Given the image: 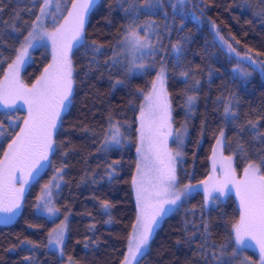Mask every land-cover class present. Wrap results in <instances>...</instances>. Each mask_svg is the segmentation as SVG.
I'll return each instance as SVG.
<instances>
[{"label":"trees","instance_id":"16d2710c","mask_svg":"<svg viewBox=\"0 0 264 264\" xmlns=\"http://www.w3.org/2000/svg\"><path fill=\"white\" fill-rule=\"evenodd\" d=\"M54 2H58L62 13L73 0ZM172 3L177 9L182 7L185 14L194 13L198 20L191 15H174L168 0H163L152 12L134 10L143 9L145 0H95L89 8L84 33L88 44L101 46L103 52L95 54L87 46H73L74 90L70 109L63 113L54 134L58 151L50 154L51 166L42 172L38 183L31 184L16 220L7 225L0 223V264H69V257L76 264H121L137 219L131 181L137 164L139 113L132 106L142 105L143 97L137 93L143 90L147 94L151 90L161 66L167 69L175 127L188 129L184 155L178 163L180 183L200 181L208 175L216 135L223 128L224 151L234 155L237 174L241 175L249 163L259 164L264 159V72L240 61V57L248 55L256 65H264V3L261 0H188L182 6L176 0ZM40 6L36 0H0V83L8 64L15 59L16 50L31 31L30 25ZM122 7L129 11H123ZM129 25L143 29L140 36L147 34L151 44L160 47L162 54L137 60L145 65L154 63L153 71L138 74L127 70L130 56L119 42ZM215 31L239 56L217 42ZM173 45L183 50L179 64L172 53ZM51 58L49 47L33 49L22 74L24 83L33 84ZM114 60L119 63H112ZM237 67L248 75L234 73L232 70ZM183 72L189 73L187 82L181 75ZM187 96L196 97L191 108ZM229 99L236 117L231 120L224 119ZM4 111L0 109V113ZM16 116L23 118L26 111L0 114L6 130L7 121ZM109 117L128 125L125 142L119 148L105 147ZM18 132L16 128L12 138ZM9 143L11 139L0 137V159ZM60 168L64 173L59 179L60 190L53 192V203L62 215L49 222L38 217L34 209L41 189L52 181L55 169ZM105 201L110 205L107 212ZM240 204L235 191L211 206H207L202 191L192 192L179 210L164 219L138 264H205L204 253L200 251L204 238L201 225L208 226L212 242L228 245L232 225L241 214ZM65 216L67 235L61 255L46 245L49 231ZM24 241H31L37 250L28 251ZM233 247L229 245L224 256L231 257ZM209 250L219 254V249H211L210 245ZM207 259L211 264L212 258ZM244 259L261 264L260 254L253 247L239 253L231 264H241Z\"/></svg>","mask_w":264,"mask_h":264},{"label":"snow or ice","instance_id":"6c2138e0","mask_svg":"<svg viewBox=\"0 0 264 264\" xmlns=\"http://www.w3.org/2000/svg\"><path fill=\"white\" fill-rule=\"evenodd\" d=\"M95 0H73L71 10L67 11L66 16L58 18L56 11H50L53 0H36L40 4L39 14L35 21L30 25L31 31L27 32L19 49L16 50L15 59L8 64L9 73L5 74L6 85L0 86V107L5 111L3 115L16 113L20 110L26 111V116L8 120V130L0 121V137L11 139L8 144V150L3 152V159H0V223L5 225L13 222L17 212L22 210V201L24 200L26 186L30 181L38 183L43 170L51 166L49 154H56L59 146L54 141V134L58 128V122L61 121L62 113L70 109L73 90H74V70L70 53L73 46L89 47L95 54H101L103 48L95 43L89 45L84 33L85 17L89 8ZM163 0H145L143 9L135 8L137 12H152L162 4ZM188 0H176L177 5H184ZM203 2V0H201ZM264 3V0H261ZM169 6L173 7V13L180 15H191L193 20H198L194 13L185 14L183 8L177 9L172 0H168ZM58 7V5H57ZM131 7V6H130ZM122 10L128 12L129 9ZM50 18L53 24V31L49 32L43 26V18ZM62 19L63 23H59ZM167 27V25L165 26ZM215 30V26L213 25ZM143 29H137L129 25L125 32L127 33L120 45L132 52V58L128 62L127 70L131 73L142 74L155 69V64L145 65L137 63L143 56H152L160 53V47H154L151 44L147 34L140 36ZM217 42L229 53L239 56L236 49L229 44L224 37L215 31ZM51 41L53 49L52 63L45 69L44 74L39 77L30 87L22 84L19 80V68L28 56L30 48L35 50V43L45 39ZM238 43V41L236 42ZM139 52L140 56L136 53ZM172 53L179 64L180 57L183 54L182 47L172 46ZM162 54V53H160ZM2 58V53H0ZM241 62H247L250 65L259 67L264 72V65H256L248 55L240 57ZM7 62V61H4ZM95 63V61H93ZM119 63V60L111 61ZM241 76H247L239 67L232 70ZM167 69L164 66L159 68L156 80L152 82L151 90L145 94L143 90L138 91V95L143 97L142 105H133V110L138 111V137L139 146L136 152L139 160L136 164V175L132 178V185L135 188L136 200L139 206V215L137 223L139 231L129 239L127 255L124 256L121 264H133L142 258L146 253L149 240L152 237L155 227L160 221L173 211L179 210L192 195L197 187L187 184L183 189L179 188L177 177L175 156L167 147L168 138L173 137L171 122V107L168 95L165 91V79ZM185 82L189 78L188 72L181 73ZM199 85V81L196 82ZM195 96H187L189 108L194 106ZM19 102V103H18ZM233 107L231 99L224 107V119L231 120L236 118L231 111ZM20 123L23 127H20ZM108 128L105 133V147L119 148L125 142V132L128 125L108 118ZM16 128L19 132L12 138V133ZM125 131L122 132L121 129ZM183 133L177 131L174 136V142L182 144ZM226 143L225 133L221 129L216 135V147L212 151L213 158L217 151ZM232 156L222 157V170L224 179L216 181L208 187L207 181H201L204 185L207 200H216L225 197L231 192L227 186L232 184L235 187L236 195L240 198L241 214L239 220L232 225V232L228 245L216 244L209 238L208 226L202 224L204 238L200 245V251L204 253L205 264H209L207 257H211V264H231L232 260L237 258L239 253L255 245L259 246L261 253V264H264V159L259 164L249 163L243 169V179L235 178V171L231 166ZM215 168V160L213 161ZM110 173L113 170L109 165ZM56 175L52 181L45 184L41 189V194L37 197L35 205V214L38 217L54 222L62 213L53 203V192L60 190V183L57 182L64 173V169H55ZM19 185V186H18ZM215 193V195H214ZM104 208L110 207L107 201L104 202ZM67 216L64 221L52 228L48 233L47 245L50 251L55 250L61 253L65 244V232L67 229ZM195 237H193L194 239ZM28 251L37 250L31 241H24ZM219 249L216 251L209 250ZM229 245H234L231 257L224 256ZM69 264H76L71 257L68 258ZM241 264H252L251 261L244 259Z\"/></svg>","mask_w":264,"mask_h":264},{"label":"rangeland","instance_id":"374dc122","mask_svg":"<svg viewBox=\"0 0 264 264\" xmlns=\"http://www.w3.org/2000/svg\"><path fill=\"white\" fill-rule=\"evenodd\" d=\"M55 0H53V4L50 6V11H56L57 12V16H58V18L60 17V16H66L67 15V11L66 12H63L62 11V13H61V11H60V9H59V5H58V2L56 3V2H54ZM57 5H58V7H57ZM71 10V6H70V8L68 9V11H70ZM58 22L59 23H63V20L62 19H58ZM43 26L46 28V30L47 31H49V32H51V31H53V24H52V22H51V20H50V18H43ZM40 46H47V47H49L50 48V50H51V54H52V56H53V49H52V46H51V41L49 40V39H45V40H43V41H37L36 43H35V48H37V47H40ZM125 48V47H124ZM32 50H33V48H30L29 49V52H28V56H26L25 57V60H24V63L23 64H21L20 65V68H19V80H20V82L22 83V84H24V85H26V86H31L32 84H30V85H28V84H25L24 83V81H23V77H22V74H23V71H24V69H25V67L27 66V64L30 62V60H31V53H32ZM125 50L127 51V53H128V55L130 56V60H131V58H132V52L130 51V50H127L126 48H125ZM136 55L137 56H140V53L139 52H137L136 53ZM70 56H71V53H70ZM138 60H140V59H138ZM50 63H52V58H51V61L49 62V64ZM48 64V65H49ZM47 65V66H48ZM46 66V67H47ZM45 67V68H46ZM7 73H9V68H8V71H7ZM44 74V70H43V73L39 76V77H41L42 75ZM38 77V78H39ZM156 80V79H155ZM36 82V81H35ZM34 82V83H35ZM7 84V81H5V77L3 78V80L1 81V83H0V86H3V85H6ZM165 91H166V93H167V95H168V100H169V103H170V107H171V122H172V130H173V137H169L168 138V143H167V147L171 150V152L173 153V155L175 156V154L176 153H180V155L179 156H176V158H175V167H176V177H177V182H178V185H179V188L180 189H183V187H184V185H187V184H191V185H196L197 187L195 188V190L193 191V192H195V191H202L203 193H204V195H205V199H206V193H205V191H204V188H205V186L204 185H201L200 184V182L201 181H207L208 182V187H210L213 183H215L216 181H222L223 179H224V173H223V170H222V167H221V164H222V157H228V156H232V162H231V166H232V168L234 169V171H235V178L237 179V180H242L243 179V173L241 174V175H239V174H237V172H236V170H235V157H234V155H229V154H226L225 153V151H224V146L220 149V150H218L217 151V154H216V157L215 158H213V156L211 155V157H210V170H209V173H208V175L204 178V179H202V180H200V181H193V182H188V183H186V184H182V183H180V181H179V177H178V163H179V159L181 158V157H183V155H184V147H185V143H186V139H187V136H188V129H187V127L186 126H183V127H181V128H179V129H177L176 127H175V124H174V121H173V107H172V101H171V97H170V93H169V90H168V85H167V75H166V79H165ZM19 103V102H18ZM143 103H144V100H143ZM142 103V104H143ZM0 109H4L3 107H0ZM62 115H63V113H62ZM62 118V117H61ZM59 123L60 122H58V125H59ZM21 127H23V124H22V126ZM177 131H180L181 133H183L184 135H183V142H182V144H178V143H175L174 142V136H175V133L177 132ZM223 131H224V133H225V138H226V129L225 128H223ZM138 146H139V142H138ZM216 147V144H214V147H213V149ZM7 150H8V148H7ZM6 150V151H7ZM49 157H50V154H49ZM3 159V158H2ZM138 160H139V156H138V154H137V162H138ZM215 160V168H213V161ZM257 164V163H256ZM47 168V167H46ZM45 168V169H46ZM44 169V170H45ZM43 170V171H44ZM135 175H136V172H135ZM57 182H59V180L57 181ZM33 183V181H30V183H29V185H27L26 186V191H25V195H26V193H27V191H28V189L30 188V186H31V184ZM19 186V185H18ZM229 189H231V192H229V194H231L232 193V191H235L236 192V190H235V187L232 185V184H229L228 186H227ZM133 189H134V193H135V188H134V186H133ZM214 195H215V193H214ZM226 197V196H225ZM135 198H136V195H135ZM222 198H224V197H222ZM24 199H25V196H24ZM240 199V198H239ZM23 203H24V200L22 201V206H23ZM136 203H137V216L139 215V206H138V202H137V200H136ZM212 203H213V201L212 200H207V202H206V204H207V206H211L212 205ZM240 207H241V204H240ZM20 212L21 211H19V212H17V214H16V216H15V218H14V220L13 221H15L16 220V218L19 216V214H20ZM3 214H0V216H2ZM170 215V214H169ZM168 216V215H167ZM166 216V217H167ZM165 217V218H166ZM164 218V219H165ZM164 219H162L161 221H160V223H159V225L158 226H156L155 227V230H154V233H153V235H152V237L150 238V240H149V244H148V246H147V248L146 249H144V251L146 252L147 251V249H148V247L150 246V242H151V239L153 238V236L155 235V233H156V231L158 230V228L161 226V224L163 223V221H164ZM63 222V221H62ZM56 227V226H55ZM139 224L137 223V219H136V222H135V225H134V228H133V231H132V235H131V237H133V235H135L136 233H134V229L136 230V232H138L139 231ZM66 235H67V229H66V232H65V239H66ZM130 237V238H131ZM253 243V248L254 249H256L258 252H259V254H260V257H261V253H260V251H259V246L258 245H255V242H252ZM58 252V251H57ZM60 253V252H59ZM61 254V253H60ZM62 254H63V247H62ZM126 255H127V252H126ZM139 260V259H138ZM137 263V261H133V264H136Z\"/></svg>","mask_w":264,"mask_h":264}]
</instances>
